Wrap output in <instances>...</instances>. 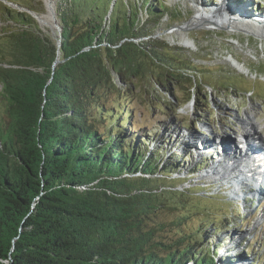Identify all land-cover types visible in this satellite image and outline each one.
I'll list each match as a JSON object with an SVG mask.
<instances>
[{"label": "trees", "instance_id": "obj_1", "mask_svg": "<svg viewBox=\"0 0 264 264\" xmlns=\"http://www.w3.org/2000/svg\"><path fill=\"white\" fill-rule=\"evenodd\" d=\"M162 5L55 0L54 67L56 40L29 13L0 8L10 26L0 32V264H237L206 233L227 228L240 205L182 186L206 158L173 176L192 154L164 159L131 127L134 90L175 111L176 87L182 102L209 109L202 69L153 36L172 12ZM147 73L154 87L137 91L133 78ZM191 196L230 210L193 223L189 212L209 207L185 206Z\"/></svg>", "mask_w": 264, "mask_h": 264}, {"label": "rangeland", "instance_id": "obj_2", "mask_svg": "<svg viewBox=\"0 0 264 264\" xmlns=\"http://www.w3.org/2000/svg\"><path fill=\"white\" fill-rule=\"evenodd\" d=\"M27 1V4H32L33 8L38 10L37 13L39 14H34V17L37 19L35 21L41 31L49 33L53 39L58 38L56 25L54 27L44 26L39 22L38 17L44 16L42 13L45 12L43 0ZM52 1L55 3V0ZM134 1L142 2V0ZM222 1L163 0V5H166V8L170 6L172 12L169 10L165 15L163 13L158 25L153 30V36L157 37L158 41H164L167 45L168 54L172 49H179L181 54L175 53L176 57L183 59V61L189 60L198 69H202L200 73L201 85L208 96L206 100L209 107L208 112H198L191 100L182 102L183 98L181 97L183 95L177 91L176 87L173 91L181 100L178 103L175 101V105L172 106L175 111L164 110L161 105L162 101L161 104L155 99L148 101L142 97L141 92L134 90V119L131 127L140 135L150 134L148 141L151 142V151L157 150L160 154L163 152L164 159L170 158L169 160H172V154L182 155L185 153L188 155L187 152L192 154L188 160L184 158L185 161L181 162L182 172L173 176L184 177L187 172L186 169L190 166L196 168L197 162L202 158L198 155L196 145L199 148L204 145L211 146V149H206V153H211L213 156L208 155L209 157L205 159L207 160L206 163L198 167L199 170L190 178L184 179L182 186L189 187L191 185L192 188L194 187L197 191L207 195L210 200L221 198L227 201L231 208L232 205H240L238 209L235 206V212L231 214L230 225H227V228L215 233L207 232L206 237L210 242H213L212 244L219 243L221 245L222 243L223 246L219 248V254L226 251L227 253L230 252L229 255L238 259L236 260L237 264H250L255 257L261 258V264H264V200L253 203L251 206H248L247 201H252L255 196H260L264 191L263 185L258 184L252 188L249 183L255 182V175H245L242 170H239L238 176L231 177L235 175V172H238V166L231 167L232 172L230 170L221 174H214L213 172L215 165V168L222 166V158H232L237 154L245 155L243 153L245 147H247L245 149L247 151L248 147H254L244 145L250 143L249 139L252 138V135H256L264 142V37L259 36L256 29L252 33H247L243 30L230 31L226 28H224L226 30L224 35L218 37L214 34L215 29L191 23L194 20L193 15L198 10L214 12L215 17L234 16L242 22H249L250 25L258 24L253 23L256 20L262 23L264 20L261 21L259 18L264 19V0H231L229 2L231 8L228 6V1L223 2L222 7H215ZM24 5H26L24 0H0V8L7 6L19 12L25 11ZM163 5L162 8H164ZM47 6V12H49V2ZM227 9L232 11L229 12ZM8 29L10 26L0 21V32ZM184 40H188L190 44L186 46ZM229 50L237 60H244L246 68L249 69L248 72L232 66L227 60ZM250 50L251 56H247ZM155 68L156 71L161 70L156 66ZM150 74L152 75V73ZM197 77L196 80L198 81ZM149 81V73L138 81L133 78V82L138 87L136 90L142 92L144 85H147L149 89L154 87V83L151 81L149 83ZM156 81H158L157 78ZM222 88L224 90L220 91ZM188 122L191 123V126L185 127ZM246 130L249 132V136H247ZM243 137L245 143L239 145L242 143ZM158 147L160 148L157 149ZM221 151L225 152L222 157L218 155ZM231 158L226 163L231 161ZM230 177L232 180L240 179L236 187L231 183ZM248 193H252L253 196L247 195ZM241 197L247 200L244 202ZM210 200L194 199L191 196V201L190 199L186 201L188 204L185 206L192 207L194 204H200L199 207H209V209L197 211L198 214L196 215H194L196 210L190 211L189 214L193 223L197 221L196 216L208 221L214 216H223L224 212H229L228 206L225 208L223 204L215 201L210 202ZM249 245L253 251L245 255L247 251L244 249ZM236 254L238 257L235 256ZM216 264H219L218 261Z\"/></svg>", "mask_w": 264, "mask_h": 264}, {"label": "bare ground", "instance_id": "obj_3", "mask_svg": "<svg viewBox=\"0 0 264 264\" xmlns=\"http://www.w3.org/2000/svg\"><path fill=\"white\" fill-rule=\"evenodd\" d=\"M194 1H196V0H194ZM227 1H228V6H229V2L231 0H223L222 3L219 2L217 5H215V7H222L223 6V2L225 3ZM49 17H50L49 12H47L46 14H44V16H39L38 19H39L40 24H42L44 26L47 25V26L54 27V23H53L52 19L50 20ZM193 19L194 20L191 21V23L197 24V25H203L206 28H212V26L216 25L217 23H223L224 22V24H222L221 26H224V27L229 28L230 31H232V29H242V30L246 31L247 33H252V31L254 29H256L257 30V33L259 34V36L264 37V25H262V24H264V21L262 23L259 22V25L255 27V26L250 25L249 22H242V21H240V19H238V18H236L234 16L224 15L222 17H215L214 16V12H208L207 10L206 11H203V10L199 11L198 10L197 12H195V15H193ZM259 20L262 21L264 19L263 18L262 19L259 18ZM260 26H262V28H260ZM184 44L187 46V45L190 44V42L188 40H184ZM232 62H233L234 65L238 66V70H244L243 69V65H241L240 63H238L235 59H233ZM246 133H247V136H249V132L247 130H246ZM244 140L245 139L243 137L242 144L245 143ZM259 141H261V140L258 138L257 139V142H259ZM249 142H250L249 144L245 143L244 145L245 146H249V145L250 146H255L256 145L254 143V141H252V139H249ZM239 156H240V154H237L236 156H234V157L232 156V158L231 157H229V158H231V161H232V159H235L236 157H239ZM240 157H247V154L242 155ZM229 158H227V159H229ZM227 159H226V157L225 158H222V160L224 162L222 164V166H218V168L217 167L215 168L216 165L214 166V168H213L214 174H216V173L221 174V173H224L227 170H230L231 171V169H230L231 167H234V166L237 167L238 166L239 167V168L237 167V171L238 172L237 173L235 172V175H232V176L230 175L231 177L238 176L239 170L241 171L240 168H241V166L243 164L241 162L240 163H233V164H231V163H229L230 161L228 163H226ZM252 165H253V163L252 162H249V166L251 167ZM224 167H226L228 169L225 170ZM227 175H228V173H227ZM251 175H254V173H252ZM231 177H230V179H231ZM239 180H240L239 178L236 179V180H233L235 182V184H233L234 187H236L239 184V182H240Z\"/></svg>", "mask_w": 264, "mask_h": 264}, {"label": "water", "instance_id": "obj_4", "mask_svg": "<svg viewBox=\"0 0 264 264\" xmlns=\"http://www.w3.org/2000/svg\"><path fill=\"white\" fill-rule=\"evenodd\" d=\"M43 2V6L45 7V12H43L42 14H46L47 13V3L49 2V4H50V9L48 10L49 11V15H50V20L52 19V21H53V23H54V25H56V30L58 31V38H56V39H54V40H56V46H57V50H56V52H57V56H56V58H55V60H54V62H53V64H52V67H54V65L56 64V63H58V62H60L61 60H60V58H59V47H60V45H61V26H60V24H58V21H57V18H56V9H55V3L52 1L51 2V0H43L42 1ZM24 8V7H23ZM25 9V12H27V13H29L35 20H37L35 17H34V14L35 15H37V12H33V11H31V10H29V9H27V8H24ZM229 11V10H228ZM41 14V13H40ZM258 23V24H253L252 26H258L259 25V21L258 20H256V21H253V23ZM222 24H224V22L223 23H217L216 25H214V26H212V28L211 29H215V31H214V34L216 35V36H218V37H222L223 35H224V33H225V29L224 28H226V29H228L229 30V28H227V27H224V26H221ZM185 29H187L186 27H184ZM236 30H242V29H232V31H236ZM244 31V30H243ZM222 35H221V34ZM236 34H238V33H236ZM52 37V36H51ZM261 48H262V46H261ZM87 49V48H86ZM86 49H83V50H86ZM228 51V50H227ZM230 52L228 53V55H229V58L227 59L231 64H232V66L233 67H235L236 69H238V66H236V65H234L233 64V59H235L238 63H240L241 65H243V69L244 70H246V72H248L247 70H249L248 68H246V65H245V62H244V60L243 61H239V60H237V58H235V56H234V54L231 52V50H229ZM247 55V54H246ZM251 56V50L250 51H248V55L247 56ZM233 59H232V58ZM243 57V59H244V56H242Z\"/></svg>", "mask_w": 264, "mask_h": 264}]
</instances>
